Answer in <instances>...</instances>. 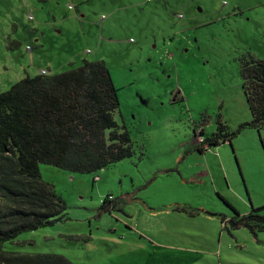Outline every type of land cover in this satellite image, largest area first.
<instances>
[{
  "label": "rangeland",
  "instance_id": "374dc122",
  "mask_svg": "<svg viewBox=\"0 0 264 264\" xmlns=\"http://www.w3.org/2000/svg\"><path fill=\"white\" fill-rule=\"evenodd\" d=\"M249 57L264 59V0H0V93L101 61L133 146L96 173L39 165L66 217L4 250L72 264H264V233L229 223L232 209L264 216V128L197 150L218 121L232 132L250 121Z\"/></svg>",
  "mask_w": 264,
  "mask_h": 264
},
{
  "label": "trees",
  "instance_id": "16d2710c",
  "mask_svg": "<svg viewBox=\"0 0 264 264\" xmlns=\"http://www.w3.org/2000/svg\"><path fill=\"white\" fill-rule=\"evenodd\" d=\"M240 77L250 121L233 132L218 121L198 152L230 145L243 128H264V59L243 58ZM118 109L117 89L101 61L26 77L0 93V264H72L60 255L5 251L4 244L66 217L64 201L42 180L39 165L91 174L132 157L129 134L114 118ZM259 210L240 215L232 209L229 223L256 237L264 233Z\"/></svg>",
  "mask_w": 264,
  "mask_h": 264
},
{
  "label": "built area",
  "instance_id": "2783aa9c",
  "mask_svg": "<svg viewBox=\"0 0 264 264\" xmlns=\"http://www.w3.org/2000/svg\"><path fill=\"white\" fill-rule=\"evenodd\" d=\"M41 74H44V72H41ZM199 142L201 143V142H202V140L200 139V140H199Z\"/></svg>",
  "mask_w": 264,
  "mask_h": 264
}]
</instances>
